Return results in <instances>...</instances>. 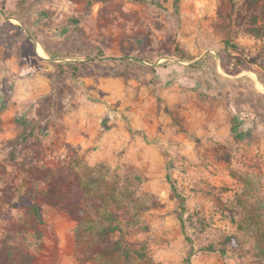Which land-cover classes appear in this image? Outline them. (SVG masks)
Segmentation results:
<instances>
[{
	"label": "rangeland",
	"instance_id": "obj_1",
	"mask_svg": "<svg viewBox=\"0 0 264 264\" xmlns=\"http://www.w3.org/2000/svg\"><path fill=\"white\" fill-rule=\"evenodd\" d=\"M243 3L0 0V250L19 264H264V37L237 26ZM72 173L97 204L80 220L57 203ZM88 227L118 228L128 253Z\"/></svg>",
	"mask_w": 264,
	"mask_h": 264
},
{
	"label": "trees",
	"instance_id": "obj_2",
	"mask_svg": "<svg viewBox=\"0 0 264 264\" xmlns=\"http://www.w3.org/2000/svg\"><path fill=\"white\" fill-rule=\"evenodd\" d=\"M242 12L238 13L236 18V24L238 27L245 29L246 33L255 37H264V0H244L242 5ZM121 61H128L122 59ZM232 133L237 141L243 140L246 137L245 130L242 131V123L238 116L233 119ZM71 176V187L68 190V197L65 200H60L57 202L65 211H67L74 219L80 220L82 216L86 213L88 207L96 206L97 204H92L87 206L85 204L81 192L79 190L80 177L77 174H70ZM99 202V200H98ZM30 215L35 218L37 222H41V215L39 208L35 205L29 206ZM122 217L126 222H131V216L128 213L121 212L111 215L112 220H117ZM85 230L91 233L92 239L96 243L103 245V248L107 251L115 253H128L122 247L118 241H112L110 235L116 233L118 228L111 227L102 230H96L92 227H88ZM225 246H229L237 249L239 246L238 240L235 237H228L224 243ZM209 249V248H206ZM210 249L215 250L214 246ZM17 250L13 246L4 244L0 250V264H19L16 256Z\"/></svg>",
	"mask_w": 264,
	"mask_h": 264
},
{
	"label": "crops",
	"instance_id": "obj_3",
	"mask_svg": "<svg viewBox=\"0 0 264 264\" xmlns=\"http://www.w3.org/2000/svg\"><path fill=\"white\" fill-rule=\"evenodd\" d=\"M42 48L41 47H38V52L41 54V52H40V50H41ZM42 55V54H41ZM235 116H238V115H235ZM235 116H234V118H235ZM238 118H239V120L241 121V123H242V131L243 130H245V132H246V137L243 139V140H246V139H248V137H249V135H250V131H249V129L248 128H246V127H244V125H243V121H242V119H241V117H239L238 116ZM232 128H233V124H232ZM234 136V135H233ZM243 140H240V141H243Z\"/></svg>",
	"mask_w": 264,
	"mask_h": 264
}]
</instances>
